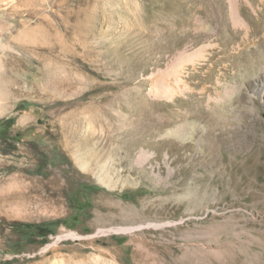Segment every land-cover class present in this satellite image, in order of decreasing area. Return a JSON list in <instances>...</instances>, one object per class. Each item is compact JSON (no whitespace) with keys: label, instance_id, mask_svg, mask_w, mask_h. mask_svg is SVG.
Listing matches in <instances>:
<instances>
[{"label":"rangeland","instance_id":"rangeland-1","mask_svg":"<svg viewBox=\"0 0 264 264\" xmlns=\"http://www.w3.org/2000/svg\"><path fill=\"white\" fill-rule=\"evenodd\" d=\"M0 264H264V0H0Z\"/></svg>","mask_w":264,"mask_h":264},{"label":"bare ground","instance_id":"bare-ground-1","mask_svg":"<svg viewBox=\"0 0 264 264\" xmlns=\"http://www.w3.org/2000/svg\"><path fill=\"white\" fill-rule=\"evenodd\" d=\"M229 7V6H227ZM247 6L245 5H241V7H235V5H230L229 9H230V16L231 18L234 20L236 25H242L244 26L245 24H243V20L242 17L240 16L242 13L246 12ZM220 10L222 13H226V6H221ZM180 81H182V79H180ZM170 88L166 87L165 90L168 92Z\"/></svg>","mask_w":264,"mask_h":264}]
</instances>
